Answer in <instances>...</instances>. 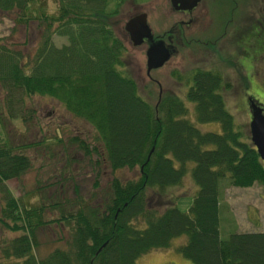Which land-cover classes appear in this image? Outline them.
Returning a JSON list of instances; mask_svg holds the SVG:
<instances>
[{
    "label": "trees",
    "instance_id": "16d2710c",
    "mask_svg": "<svg viewBox=\"0 0 264 264\" xmlns=\"http://www.w3.org/2000/svg\"><path fill=\"white\" fill-rule=\"evenodd\" d=\"M114 1L54 0L57 13L42 14L41 38L29 56L0 37V109L5 111L0 120L5 115L24 121L31 112L25 97L49 96L92 126L112 172L135 171L133 178L113 176L101 205L84 203L63 213L65 202L53 201L50 208H57V215L45 219L44 204L20 205L6 189L4 182L23 174L29 159L0 145V189L5 191L0 229L18 232L0 233V264H134L141 254L169 248L183 235L186 240L174 248L195 264H264V232L220 235V184L227 179L229 185L256 183L264 190L262 161L225 107L222 77L196 68L185 93L194 118L218 122L220 132L196 127L179 96L166 95L154 104L143 98L126 70L123 40L111 26ZM28 5L29 0H0V11L16 9L22 15ZM53 35L65 42L56 45ZM80 147L87 153L82 141ZM188 169L197 189L187 211L174 204L157 211L147 204V189L161 194L181 183ZM50 226H64L69 236L51 238L56 245L39 255L40 230L47 227L49 235Z\"/></svg>",
    "mask_w": 264,
    "mask_h": 264
},
{
    "label": "rangeland",
    "instance_id": "374dc122",
    "mask_svg": "<svg viewBox=\"0 0 264 264\" xmlns=\"http://www.w3.org/2000/svg\"><path fill=\"white\" fill-rule=\"evenodd\" d=\"M139 2L116 0L110 4L117 8L110 18L111 26L123 40L125 67L137 83L139 94L152 104L166 95L179 96L196 127L201 131L220 132L216 121L198 122L194 118L193 102L185 99L191 72L196 68L209 69L222 77L225 107L249 135L248 98L264 107V0H200L190 14L171 10L169 0H149L143 6H138ZM143 10L149 12L147 21L155 34H162L172 24L177 26L172 41L176 52L162 66L150 69L149 75L146 74V45H133L124 30L126 20ZM56 13L54 0H29L22 15L16 9L0 11V37L10 48L29 56L41 38L45 25L42 14ZM53 39L56 45H61L66 38L53 35ZM2 95L0 91V104ZM24 106L31 110L24 121L5 115L0 120V145L5 143L12 152L25 154L29 159L23 174L4 182L20 205L44 204L43 217L49 219L57 215V208H50L53 201L65 202L60 207L63 213L74 211L84 203L101 205L107 199L113 176L135 177L134 170L112 172L100 144L94 141L92 126L73 116L57 100L31 95L25 97ZM81 141L87 145V153L80 147ZM94 147H98L99 153ZM191 165L190 162L188 166ZM196 189L188 169L181 183L167 187L161 194L151 189L145 194L147 204L157 211L169 204L187 211ZM4 196L5 191L0 189V206ZM218 213L222 237L232 231L264 232V190L256 183L246 187L229 185L225 179L220 184ZM133 222L144 226L140 219ZM52 227L49 235L47 227L40 230L38 240L43 243L39 255L56 245V242L50 243L51 238L69 236L66 229ZM1 232L7 237L18 233L5 229H0ZM185 240L184 235L178 236L172 240L171 247L149 250L138 256L134 264H195L174 248Z\"/></svg>",
    "mask_w": 264,
    "mask_h": 264
},
{
    "label": "water",
    "instance_id": "95a60500",
    "mask_svg": "<svg viewBox=\"0 0 264 264\" xmlns=\"http://www.w3.org/2000/svg\"><path fill=\"white\" fill-rule=\"evenodd\" d=\"M200 0H170L175 10H191ZM124 30L133 45H139L143 39L152 40V34L146 21V14L131 16L124 23ZM146 72L161 66L170 57V52L160 44L150 45L146 51ZM250 121L248 123L249 139L255 147L264 171V107L255 100L248 98Z\"/></svg>",
    "mask_w": 264,
    "mask_h": 264
},
{
    "label": "flooded vegetation",
    "instance_id": "af4514ba",
    "mask_svg": "<svg viewBox=\"0 0 264 264\" xmlns=\"http://www.w3.org/2000/svg\"><path fill=\"white\" fill-rule=\"evenodd\" d=\"M141 2H139V3H137V5L138 6H143V5H145L146 3H148L149 2V0H140ZM200 2V1H199ZM198 2V3H199ZM198 3H197V5H198ZM169 4H170V9L171 10H173V11H176V12H180V13H183V14H190L193 10H194V8H196V6L195 7H193L191 10H175V9H173V7L171 6V3H170V0H169ZM139 13H145L146 14V21H147V19H148V11L146 12L145 10H143V11H138L137 13H134L133 15H136V14H139ZM132 15V16H133ZM130 18V17H129ZM128 18V19H129ZM189 21L191 22L192 21V18H190L189 19ZM190 22H188V23H190ZM147 24H148V21H147ZM180 24H184V22L183 21H181V23ZM148 26H149V24H148ZM149 28H150V26H149ZM150 31H151V34H152V40H150V39H146V38H144L143 39V41H142V43H140V44H145L146 45V49L150 46V45H154V44H160V45H162L163 47H165L167 50H168V52H170V57L176 52V47H175V45L173 44V38L176 36V32H177V26L174 24H172V25H170V27L167 29V30H165L162 34H155V33H153L152 32V30H151V28H150ZM126 32V31H125ZM127 33V32H126ZM128 35V34H127ZM129 38V37H128ZM146 51V50H145ZM169 57V58H170ZM166 62V61H165ZM164 62V63H165ZM163 63V64H164ZM162 64V65H163ZM161 65V66H162ZM160 67V66H159ZM158 68V67H157ZM149 73V71L148 72H146V74L147 75H149L148 74ZM156 83L158 84V86L160 85L159 84V82L158 81H156ZM160 89V88H159ZM160 91V90H159Z\"/></svg>",
    "mask_w": 264,
    "mask_h": 264
},
{
    "label": "crops",
    "instance_id": "0c3cea01",
    "mask_svg": "<svg viewBox=\"0 0 264 264\" xmlns=\"http://www.w3.org/2000/svg\"><path fill=\"white\" fill-rule=\"evenodd\" d=\"M51 228H52V226L49 227V229H51ZM60 228L63 229V230H65V227H64V226H60ZM66 229H67V228H66ZM262 232H263V231H262ZM55 238H57V237L55 236Z\"/></svg>",
    "mask_w": 264,
    "mask_h": 264
}]
</instances>
